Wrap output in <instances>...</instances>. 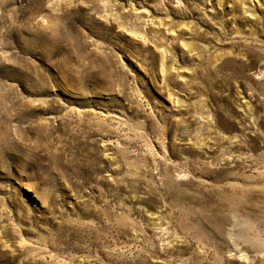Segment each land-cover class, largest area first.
<instances>
[{"label": "rangeland", "instance_id": "rangeland-1", "mask_svg": "<svg viewBox=\"0 0 264 264\" xmlns=\"http://www.w3.org/2000/svg\"><path fill=\"white\" fill-rule=\"evenodd\" d=\"M0 264H264V0H0Z\"/></svg>", "mask_w": 264, "mask_h": 264}]
</instances>
